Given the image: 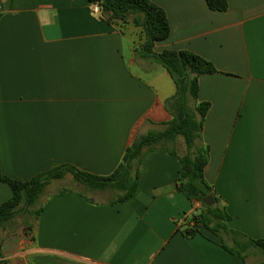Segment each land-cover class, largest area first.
I'll use <instances>...</instances> for the list:
<instances>
[{
    "label": "crops",
    "instance_id": "crops-1",
    "mask_svg": "<svg viewBox=\"0 0 264 264\" xmlns=\"http://www.w3.org/2000/svg\"><path fill=\"white\" fill-rule=\"evenodd\" d=\"M150 1L170 23L169 38L154 52H193L218 70L199 81L198 100L210 104L201 137L210 153L205 179L231 217L228 228L264 239V0H228L225 12L212 11L206 0ZM0 6L1 175L27 181L70 164L108 176L138 136L172 120L165 102L176 93L174 80L143 54L144 39L136 43L134 30L100 20L87 0ZM180 173L177 157L155 151L141 160L137 192L126 202L47 190L30 236L10 231L13 220L0 231L3 259L264 264L257 249L244 259L230 254L222 247L232 246L228 237L205 229L185 234L197 203L179 191ZM11 196L0 181V206Z\"/></svg>",
    "mask_w": 264,
    "mask_h": 264
},
{
    "label": "trees",
    "instance_id": "trees-1",
    "mask_svg": "<svg viewBox=\"0 0 264 264\" xmlns=\"http://www.w3.org/2000/svg\"><path fill=\"white\" fill-rule=\"evenodd\" d=\"M91 6L99 8V19L110 25H133L140 28L144 43L142 52L154 58L162 65L174 80L176 93L165 102V107L172 120L162 131H150L138 136L126 149L122 162L108 176H99L77 169L70 164L55 166L30 180L20 181L0 174V181L7 184L12 192L9 200L0 206V231L20 214L40 217L42 207L39 202L47 187L53 181H62L71 175L73 181L88 190L113 191L114 198L110 204L123 203L136 194L139 184V164L144 156L155 151H165L177 157L181 164V173L177 181L179 191L192 203L201 206L186 218L184 232L187 236L201 234V229L228 237L232 246L222 243L230 254L245 258L249 249H257L264 255V239H250L231 230L227 223L231 217L225 206L220 204L214 190L205 179V168L209 163L210 153L201 143L203 125L210 104L200 103L199 81L203 75L218 73L214 64L189 51L165 50L160 54L154 52L156 43L165 41L170 36V23L165 10L150 0H87ZM10 5L12 0H6ZM212 11L225 12L229 8L228 0H206ZM182 138L186 152L178 154L177 144ZM59 191V195L67 192ZM83 195V193H81ZM214 195L216 204L207 207L202 201ZM0 264H7L3 259L0 242Z\"/></svg>",
    "mask_w": 264,
    "mask_h": 264
},
{
    "label": "rangeland",
    "instance_id": "rangeland-1",
    "mask_svg": "<svg viewBox=\"0 0 264 264\" xmlns=\"http://www.w3.org/2000/svg\"><path fill=\"white\" fill-rule=\"evenodd\" d=\"M118 27H122L125 30L131 29V30H134V32L136 31L135 33L133 32V34H135V39H136L135 42L136 43L138 42L137 40H140L141 38H143V34H142V31L140 28H136L133 25H127L125 27H123V25H118ZM176 148L180 154H184L186 152L185 145H184L182 138H179ZM63 189L77 190V191H81L82 193H84L87 196H90V197L96 196V198L102 197L103 199H111V198H114V196H115V192H113V191H106L103 194L92 193V191L88 190L85 186H82L78 183H75L73 181V178L71 175H67V177L62 181H53L47 187L46 191L51 190L54 193H58L60 190H63ZM11 223H13L14 226L10 227V229H9L10 231L16 232L15 230H17L18 232L20 231L22 236L23 235H29L30 236V234L32 233L31 229L35 225V218L24 216V215L20 214Z\"/></svg>",
    "mask_w": 264,
    "mask_h": 264
},
{
    "label": "water",
    "instance_id": "water-1",
    "mask_svg": "<svg viewBox=\"0 0 264 264\" xmlns=\"http://www.w3.org/2000/svg\"><path fill=\"white\" fill-rule=\"evenodd\" d=\"M202 204H204L207 207H212L216 204V200L214 195L208 196L206 199L202 201Z\"/></svg>",
    "mask_w": 264,
    "mask_h": 264
},
{
    "label": "built area",
    "instance_id": "built-area-1",
    "mask_svg": "<svg viewBox=\"0 0 264 264\" xmlns=\"http://www.w3.org/2000/svg\"><path fill=\"white\" fill-rule=\"evenodd\" d=\"M3 12V8L2 6H0V13ZM92 12L94 14H99V8L97 6H92ZM201 204L200 203H197V209L200 208Z\"/></svg>",
    "mask_w": 264,
    "mask_h": 264
}]
</instances>
